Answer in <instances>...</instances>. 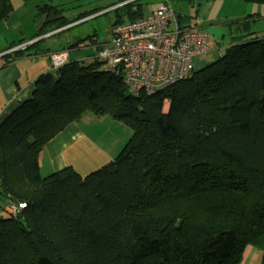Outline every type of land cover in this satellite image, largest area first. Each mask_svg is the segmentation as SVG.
Returning <instances> with one entry per match:
<instances>
[{
	"label": "trees",
	"instance_id": "trees-1",
	"mask_svg": "<svg viewBox=\"0 0 264 264\" xmlns=\"http://www.w3.org/2000/svg\"><path fill=\"white\" fill-rule=\"evenodd\" d=\"M51 1L37 6L46 18L32 40L100 11L70 21ZM131 6L130 21L143 17ZM11 11L0 0V20ZM94 58L40 75L0 124V264H240L247 246L264 264V38L149 96ZM87 113L129 128L119 154L85 176L41 177L44 146ZM9 202L25 208L13 217Z\"/></svg>",
	"mask_w": 264,
	"mask_h": 264
},
{
	"label": "crops",
	"instance_id": "crops-1",
	"mask_svg": "<svg viewBox=\"0 0 264 264\" xmlns=\"http://www.w3.org/2000/svg\"><path fill=\"white\" fill-rule=\"evenodd\" d=\"M138 1L139 0H114L108 6L97 7L91 12L100 10L99 12L102 11L104 13L106 12L105 14H109L112 12L115 13V11H117L115 15L117 14L120 17L122 14L126 18L125 20H122L120 17L121 22H128L130 21V18H128V16L124 13V10L128 6L132 5L129 7V9L133 12L136 11L137 13L138 11L136 3ZM147 13H142V15L144 16ZM9 15L6 19L0 20V23L5 21V23H7ZM39 16L40 15H38V12L36 11L35 15H30V18H27L26 22H24L23 28L28 30L29 35H25L23 33V29L20 28L18 31L19 35L17 34L16 36H36L41 25L40 22H37ZM50 18L51 16L48 17V21ZM180 21L188 22L189 20L181 17ZM113 25H115L114 22ZM67 28L68 27L66 26V28L62 27L51 30L49 26H47L44 28L45 32L47 33L46 35L38 39H33V42H37V40H41V38L45 40L52 39L50 42L55 45V48L46 44L43 46L38 45L30 47V45L33 43L31 41V44H28L30 43L28 42L23 43L22 45L16 46V44H14L9 46H13V49L23 46V48H20L16 51H11L12 49L9 50V47L0 51V124L21 103L31 98L32 92L34 90L35 80L40 75L48 73L55 76L50 72V64L48 60V55L50 53L56 51H67L68 62L78 60L82 61L83 58H78V55H75L74 57L76 59H73V54L71 51H77L86 47L87 42L84 41L77 47H72V45L78 41H81L82 39H79L77 42L70 41L72 43H68L69 38L67 36L69 35L67 32L71 28L66 30ZM199 29L202 30L201 28ZM251 32L253 33L252 35H241L237 31L235 32V38L231 39L226 47H215L214 45L210 47V53L206 56H203L205 65L213 63L218 58L219 53L223 52L230 46L245 43L252 38H264V30H251ZM46 36L47 38H45ZM32 38L33 37H31L29 40H32ZM109 39L110 31L108 40L98 45H93L91 43L88 45H90V47L96 52L99 48L104 46L109 41ZM66 43H68L67 48L64 46ZM14 51L18 54H13L12 52ZM193 59L191 61H193ZM190 72H192V70ZM81 121L82 119H80V121L77 123L68 125L63 131L57 134L44 146L38 156V170L41 177L48 176L66 167H71L80 176H85L88 173L112 161L114 158L113 156L119 154L118 148L124 146L125 142H127L126 140H128L131 135V132L127 126L113 119L111 124L120 131V136H118L116 139L113 138L111 141H108V139H105L106 134L104 132L97 134L94 132L85 131L84 127L82 126L83 124L81 125ZM88 125L91 126V124ZM92 129L94 130V128ZM261 257L262 255L258 248L247 246L242 253L240 264H262Z\"/></svg>",
	"mask_w": 264,
	"mask_h": 264
},
{
	"label": "rangeland",
	"instance_id": "rangeland-1",
	"mask_svg": "<svg viewBox=\"0 0 264 264\" xmlns=\"http://www.w3.org/2000/svg\"><path fill=\"white\" fill-rule=\"evenodd\" d=\"M114 0H52L51 5L57 6L58 10H61V15L67 20L74 21L80 14L91 13V11L97 7H106ZM163 0H139L136 5L141 7L142 13H147ZM172 8L180 17L186 18L192 23H195L199 28L208 34L210 47H226L231 39L236 36L235 29L237 24L242 28H247L252 31L264 30V0H168ZM12 5V12L9 15L7 23H0V51L8 48L10 45L18 43L31 44L34 40H29L34 36H16L19 35V29H23L25 35H29L28 30L23 28L24 22L30 15L36 14V6L42 5L43 0H10ZM121 14V13H120ZM81 15V16H82ZM37 16V15H36ZM97 16V17H95ZM100 16V17H99ZM122 20L126 18L121 14ZM46 16H39L37 22L43 23ZM117 20L115 13L105 14L104 12H98L86 17L83 20L74 22L67 26L71 27L68 30L67 36L69 38L68 43L78 41L79 39L87 42V46L77 51H71L74 56L78 55V58H83L82 61L78 60L82 65L86 66L94 61L97 51L88 44L98 45L109 38V31L113 22ZM89 35V36H88ZM27 37V38H23ZM261 39V38H260ZM29 40V41H28ZM52 40V39H51ZM51 40H44L38 45H48L55 48ZM32 41V42H31ZM72 41V42H70ZM50 42V43H49ZM68 43L64 44L67 48ZM20 44V45H22ZM23 48L12 49L18 50ZM204 57L196 56L191 61V70L199 71L204 68ZM193 65V66H192ZM168 110V106L164 107V111ZM81 125L87 132L106 134L108 141L120 136V131L112 126L109 116H94L92 114H84L81 117ZM122 123V122H120ZM88 124H91L88 125ZM94 128V130L92 129ZM108 135V136H107ZM127 141V140H126ZM126 143V142H125ZM125 145V144H124ZM123 146L119 149V152ZM118 152V153H119ZM117 156V155H116ZM116 156H113L115 159ZM2 206H7V203H1Z\"/></svg>",
	"mask_w": 264,
	"mask_h": 264
},
{
	"label": "built area",
	"instance_id": "built-area-1",
	"mask_svg": "<svg viewBox=\"0 0 264 264\" xmlns=\"http://www.w3.org/2000/svg\"><path fill=\"white\" fill-rule=\"evenodd\" d=\"M209 53L208 34L191 21L178 20L169 1L163 0L143 17L113 25L109 41L95 57L105 70L120 71L127 91L139 97L184 80L191 60ZM48 60L55 75L68 62V52H52ZM24 208V203L9 202L5 211L14 217Z\"/></svg>",
	"mask_w": 264,
	"mask_h": 264
}]
</instances>
